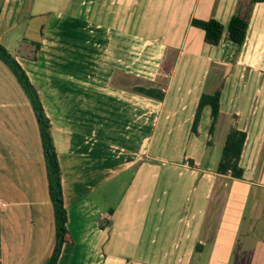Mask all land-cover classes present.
I'll return each mask as SVG.
<instances>
[{
    "label": "crops",
    "instance_id": "1",
    "mask_svg": "<svg viewBox=\"0 0 264 264\" xmlns=\"http://www.w3.org/2000/svg\"><path fill=\"white\" fill-rule=\"evenodd\" d=\"M76 1H79L78 6L74 5L75 0H0L3 6L0 12V42H3L4 33L8 34L12 27L19 25L21 17L28 28L30 23L39 20V36L27 38L42 45L38 61L27 60L35 65L37 72L31 73L29 69L27 74L51 120V135L62 172L67 227L74 226V215L80 227L77 229L80 237L89 221L98 229L96 233H89L90 236L92 234V246L79 242L65 243L57 264H131L127 257H135L143 264H175L174 259L176 264H190L191 259L204 252L208 245L213 252L212 264L225 262L241 226V198L249 194V184L219 175L209 168H193L187 159L197 165V158L184 149L175 157L171 150L176 144H188L191 136L195 135L191 128L201 95L213 94L222 82L220 115L213 134L225 111L229 117L227 124L230 125L223 133L224 142L231 125L243 131H247V126L250 128L251 133L247 131L245 142V146L249 144L248 149L251 145V138L247 142L248 138L259 135L263 130L264 105L255 101L253 82L258 77L256 73L264 71V0L255 3L252 0ZM52 2H60V7H44ZM234 15L249 17L243 45L238 47L224 38L219 46H213L218 57H200L197 49L210 44L205 43L204 33L191 25L192 20L217 19L227 26ZM67 17L74 20L65 24ZM148 18L152 19V27L144 29L141 26L138 29L139 19L143 25ZM78 26H81L80 31ZM80 33L85 35L84 39H80ZM79 39L85 45L84 67H74L73 63L80 61L75 54H69L65 46L74 47ZM251 45H260L256 54L259 58H250ZM168 49H179L182 53L174 64L169 65L170 72L164 73L163 67L168 66L165 59ZM147 50H150L148 56L143 58V52ZM228 50L234 53L233 57L225 56ZM188 52L190 56L184 57ZM223 66L230 67L231 74L221 79L223 81L220 80L215 90H209L208 75L215 72L221 74ZM77 78L81 79V83L76 82L75 87L64 82L65 79L71 82ZM164 79L166 82H163ZM235 82H238L239 89L247 88L238 93L237 104L231 107L232 90L229 92L227 89ZM142 83L162 88L166 93L165 99L157 101L132 90V87ZM49 98L54 99L55 105L58 104L55 109L52 107V117L44 101ZM58 109L63 111L65 118L60 117L59 111L56 112ZM205 112H210L208 122L211 125L210 108L207 107L203 115ZM57 114L59 118L56 119ZM10 122L4 124L0 121V140L4 139L8 146L14 148L8 153L0 147L5 159L11 161L14 150H19L22 159L28 163L34 160V155L40 158L33 139L32 144L29 142L31 129L35 133L36 144L42 148L40 132L37 135L31 124H23L24 131L19 132L10 127ZM254 147L255 144L253 150ZM251 156L250 153L249 158ZM165 163L170 169L164 166ZM243 163L241 157L242 167ZM42 164L46 196L39 203L45 209L38 211V218L43 225H55L44 155ZM26 168L30 170L29 165ZM130 170L135 175L122 200L116 207L97 216L104 221L102 229L100 220L99 223L93 221L95 202L90 194L100 189L104 177L109 179ZM10 173V167L0 165V264H3V253L6 252L5 242L21 239L20 230L23 228L18 216L13 215V211L5 216V210L11 205L15 208L29 207L30 210L34 203L26 195L36 190L35 187L16 186ZM220 179L235 184L227 193L228 198L216 186ZM161 180L167 186L159 187ZM18 194L21 197L18 198ZM215 195L218 198L217 208L211 205ZM165 196L167 202L162 204ZM222 198L230 204L222 207ZM38 200L37 197L34 201ZM111 209L112 215L109 214ZM51 210L49 221L47 217H51ZM11 219L15 220V229L12 228L14 222H9ZM105 221H111V225H106ZM5 230H8L6 235ZM160 232L162 234L159 235ZM29 237L24 236L22 241L26 242ZM81 240L88 242L89 238L85 235ZM97 242L100 246L96 245ZM115 242L120 244L117 252L110 250ZM47 252L48 248L42 257ZM216 259L220 261L216 262ZM6 263L13 264L7 255Z\"/></svg>",
    "mask_w": 264,
    "mask_h": 264
},
{
    "label": "rangeland",
    "instance_id": "2",
    "mask_svg": "<svg viewBox=\"0 0 264 264\" xmlns=\"http://www.w3.org/2000/svg\"><path fill=\"white\" fill-rule=\"evenodd\" d=\"M2 3H0V12L2 9ZM79 1L75 0L74 5L78 6ZM47 7H53V8H59L60 2H52L47 3V5L44 6ZM49 9V8H48ZM74 19H70L67 17V19L64 20L65 24H68L72 22ZM138 29L141 26H144V29H150L151 26V20L150 18L145 19L146 22H141V19ZM165 20V19H161ZM39 20H36L33 23H30L29 28L26 27L25 19L22 17L19 19V25H15L12 27L10 32L8 34L4 33L3 36V42H0L20 63V65L23 67V69L27 72V70H31V73L37 72L35 65L31 62H28L27 60L23 59V61L19 60V53L22 49V43L25 41H28L30 37L33 36H39V28L37 27L39 25ZM156 21L160 22V19H156ZM144 22V21H143ZM32 29V30H31ZM81 30V26H78V31ZM31 33H25V32ZM80 39H84L85 35L83 33H80ZM158 36H161L160 34H156ZM28 38V40H27ZM89 39H92L91 36L88 35ZM87 38V39H88ZM77 40L78 44H74V47L72 45H65L69 50L67 52L69 54H75L77 56V61L73 63L74 67H78L80 65L85 66L86 63V57H85V45L83 41ZM258 47L260 45H251L250 47V58H259V56H256V54L259 52ZM192 48V46L190 47ZM236 49V46H235ZM200 53V57L204 58H216L218 57L217 49L210 45H201L200 49H197ZM150 50L143 52V58H146L148 56V52ZM187 51V50H186ZM221 51V50H220ZM231 51L228 50L226 53V57H233L234 53H230ZM235 52V50H234ZM23 53V51H22ZM182 51L179 49H168L167 55L165 57L168 66H164L163 72L168 73L171 70V66H169L171 63L174 64L177 57H181ZM190 52L186 53V55H183L184 57L190 56ZM220 54V53H219ZM217 55V56H216ZM215 56V57H214ZM226 57L224 59H226ZM48 58V57H46ZM68 66V65H67ZM72 67V68H74ZM82 67V68H83ZM221 74L218 73H210L208 75V86H210L209 90H215L217 86L220 84V80L225 78V76H229L231 73L229 72L230 67L223 66L221 67ZM258 74V77L254 79L253 86H255L256 91L253 95H255V101L260 102L261 105H264V71H261ZM33 75V74H32ZM63 78H64V72H63ZM63 80V79H62ZM166 79L163 80V82ZM60 82V79H58ZM223 80H221L222 82ZM64 82H68L72 84V87H75L76 82L81 83V79H73V81L70 79H65ZM143 82V81H142ZM143 84V83H142ZM145 86H155V84L145 83ZM166 84V83H165ZM233 87L230 86L227 90L231 92L232 90V106L234 107L235 104H237L238 101V93L244 92V89L247 87H237L238 82L232 83ZM144 85V84H143ZM230 85V84H229ZM251 86V85H250ZM0 89H3V92H0V121L4 124L8 121L10 122V127L15 129L16 131L23 132L24 129H22L23 124H31L32 127L36 130L37 135H39L38 126L36 124V118L34 115V112L32 110L30 101L24 92L23 88L17 81L14 74L10 71V69L0 60ZM66 89V88H65ZM244 95V94H243ZM242 95V96H243ZM241 96V97H242ZM253 97V96H252ZM253 100V99H252ZM45 105L46 110L51 117L53 114V108L57 106L58 104H54V99L49 98L45 99ZM62 101V99H61ZM8 106H4L7 105ZM12 104V105H10ZM11 106H15V108H11ZM16 106H20V108H16ZM230 104L228 103V107ZM53 107V108H52ZM55 109V108H54ZM57 109V108H56ZM209 110V109H208ZM59 111L60 117L65 118V114H62L63 111L58 109L56 112ZM186 111V109H185ZM59 115L55 116V118H59ZM210 115L207 112L203 115V121L201 124L200 129L198 130V133L195 135H192L188 144L184 143V146L176 144L172 146L171 154L173 156H177L183 149L187 150L188 154L191 156H194L197 158V165L195 168H198L200 170H204L205 168H209L212 172L217 171V167L221 158L222 154V146L224 143V136L223 133L226 129L229 128L230 124H227V120L229 117L227 111L222 116L220 125L218 126V129L216 132L210 136L209 135V128L210 123L208 122V119ZM246 130L251 133L250 128L247 126ZM246 131V132H247ZM5 132V131H4ZM30 143H33L36 146L35 151L37 152V155H40L39 157H36L35 155L34 160L30 163L26 162L22 159L21 153L19 150L17 152L14 150L11 161H7L5 159V154L0 152V165H7L10 167L12 173L9 174L10 178L14 182V184L17 186H30L32 189L33 187L36 188L34 192L30 193L29 195H26L30 198V202L34 203L33 207H25L23 208H15L13 205L9 207V209L5 210L4 215L7 216L11 211H13V215L18 216L19 220H21L23 228L20 230V236L21 239H18L17 241H10L7 240L6 243V252L3 253V264L5 260V255H7L10 259V262L13 264H45L47 260L50 257V254L52 252V248L55 244L56 238H55V225L53 224H41L39 218H38V211L42 208L45 209V207H42L39 205L41 198L46 196V184L45 182V176L42 170L43 164V152L40 144H36L35 140V133L33 130L30 129ZM251 138V145L248 149V145L246 144L245 150L242 156L243 167L245 169V176L243 181L245 183L249 184L250 192L248 195H245V197L242 196V206L243 209L241 211V226L239 227L237 231V237L236 241L233 246V250L231 254L228 256V258L225 260V262L221 264H264V123H263V130L260 131L259 135L250 136L248 138L247 142H250ZM6 139V138H5ZM37 139L39 140V136H37ZM21 140V139H20ZM22 141V140H21ZM186 142V141H185ZM209 142H211L209 144ZM255 144V147L253 150V145ZM182 146V147H181ZM0 147L4 151H8L10 153V149H14L6 143L4 139L0 140ZM170 148V147H169ZM29 151L31 150L30 146L28 147ZM34 149V148H33ZM39 149V150H38ZM250 153L252 154L251 158H249ZM171 155V156H172ZM40 159L41 161H39ZM35 163V164H34ZM33 164L35 167H33ZM181 164V163H180ZM30 166V170H27V166ZM167 165L169 168L168 163H165L164 166ZM170 169V168H169ZM165 171V170H164ZM31 173L32 176H31ZM133 170H130L128 172H122L118 175L111 176L109 179L106 177L103 178V184L101 185L100 189L96 193L90 194V198L95 202L94 206V217L93 221L94 223L98 222L99 217L101 214H103L105 211H108L111 207H116L117 204L122 200L123 195L125 191L129 188V185L132 184L133 178H134ZM31 176V177H30ZM95 181H100V179H96ZM102 181V180H101ZM100 181V182H101ZM176 179H174V182ZM176 184V183H175ZM234 183L226 179H220L219 182L216 184V186L220 189V192L223 194L224 197H227V193L234 187ZM159 187L163 188L166 185L164 181H160ZM21 197V194H18V198ZM39 198L38 201H34L35 199ZM34 198V199H33ZM167 196L162 198V204L167 202ZM222 207H225L229 205V202H225L222 198ZM6 203H8L6 201ZM84 204L83 202H81ZM229 203V204H228ZM169 205V204H168ZM168 205L166 207H168ZM215 205L217 208L218 206V198L215 195L212 200V204ZM165 207V208H166ZM32 209V210H31ZM164 209V208H163ZM100 214V215H99ZM22 215H24L23 219L21 218ZM210 215H213V212L210 213ZM15 216V218H16ZM32 217H35L32 224ZM48 220L52 218V210H51V217H47ZM74 226L70 227L68 229L70 238L73 242H79V244H83L85 246H92V234L96 233L98 229L96 227H93L91 223L88 222V224L84 228V233L80 237L77 229L80 227L76 224L75 221H77V217H74ZM98 219V220H97ZM12 221H9L10 223L14 222L12 225V228H16L15 226V220L11 219ZM52 221V220H51ZM218 221V218L216 220V223ZM100 222H103L100 220ZM43 223V222H42ZM215 223V224H216ZM11 228V229H12ZM88 229V231H87ZM161 230H163V227L161 226ZM8 234V230H5ZM87 231V233H85ZM89 233H92L91 236ZM162 234L161 232L159 235ZM85 235L88 236L89 241L83 242L81 240L82 237ZM29 237V239L25 242L22 241L23 237ZM13 245V246H12ZM29 245V246H28ZM96 245L100 246V242H97ZM113 247L110 249L113 252H117L120 250V244L117 242L113 243ZM8 246V250H7ZM48 248L47 255L45 257H42L44 251ZM207 249L204 252L197 253L195 257L191 259L190 264H212L214 257L213 252L210 249V245L206 247ZM27 251L29 252V255L27 254ZM96 253V252H95ZM22 255V257H21ZM113 256V253H112ZM21 257V258H20ZM125 258V257H124ZM114 259V258H112ZM127 260L131 264H140L141 261H137L139 259L135 257L128 258ZM141 260V259H140ZM183 261L186 259H182ZM190 260V259H189ZM159 261H165V259H159ZM174 263H177V260H173ZM179 261V259H178ZM220 259H216V262H219ZM182 262V261H181ZM7 264V263H6ZM143 264V263H141ZM173 264V263H172ZM179 264V263H178ZM182 264V263H180Z\"/></svg>",
    "mask_w": 264,
    "mask_h": 264
},
{
    "label": "trees",
    "instance_id": "3",
    "mask_svg": "<svg viewBox=\"0 0 264 264\" xmlns=\"http://www.w3.org/2000/svg\"><path fill=\"white\" fill-rule=\"evenodd\" d=\"M253 3L260 2V0H252ZM191 25L198 28L204 33V41L211 46H219L224 38L238 47H241L246 39L249 17L234 15L230 18L227 26L217 19L200 20L193 19ZM19 57L28 61L36 62L41 51V43L38 41H25L22 43ZM23 51V53H22ZM0 60L10 69L17 81L26 93L33 112L35 114L45 159L48 192L49 198L54 209L56 241L50 258L45 264H57L65 243H73L70 238L67 224L68 214L65 208L63 186H62V172L58 158V153L51 135V120L49 119L43 103L39 97L38 91L32 84L27 72L20 65L18 60L0 43ZM224 87V82L213 93H203L199 99L191 132L197 134L201 123L203 111L209 107L211 110L212 122L209 128V134H213L217 119L220 115V100ZM132 90L151 99L163 101L166 93L160 87L136 85ZM247 139V132L239 130L234 125H231L230 131L225 139L221 158L217 167L216 173L223 176H229L235 180H243L245 176V169L241 165V157ZM211 142H209L210 144ZM191 167H196L193 160L187 159ZM113 214V209L109 211ZM106 225H111V221H105ZM100 227L103 229L104 221L101 222Z\"/></svg>",
    "mask_w": 264,
    "mask_h": 264
}]
</instances>
